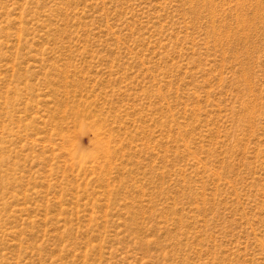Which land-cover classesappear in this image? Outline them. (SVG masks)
Masks as SVG:
<instances>
[{
  "label": "rangeland",
  "instance_id": "374dc122",
  "mask_svg": "<svg viewBox=\"0 0 264 264\" xmlns=\"http://www.w3.org/2000/svg\"><path fill=\"white\" fill-rule=\"evenodd\" d=\"M0 264H264V0H0Z\"/></svg>",
  "mask_w": 264,
  "mask_h": 264
}]
</instances>
